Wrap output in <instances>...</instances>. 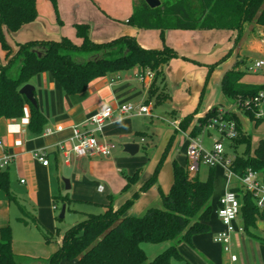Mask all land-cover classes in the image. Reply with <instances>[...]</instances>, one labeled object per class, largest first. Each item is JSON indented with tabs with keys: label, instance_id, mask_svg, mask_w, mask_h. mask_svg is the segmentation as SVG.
Returning <instances> with one entry per match:
<instances>
[{
	"label": "crops",
	"instance_id": "0c3cea01",
	"mask_svg": "<svg viewBox=\"0 0 264 264\" xmlns=\"http://www.w3.org/2000/svg\"><path fill=\"white\" fill-rule=\"evenodd\" d=\"M135 3L136 0H58L56 11L50 1L36 0L38 17L34 22L23 26L15 33L3 27L12 52L7 55L0 45V65H6L16 55L19 43L33 40L56 41L66 37L74 44L81 45L82 39L77 37L75 28L77 24H87L90 27V39L95 43H107L122 36H131L146 49H162L164 45H167L179 55L164 66V82L160 83V80L156 82L160 90L165 87L170 98L161 104H154L155 107L165 103L174 104L176 107L168 111V119H164L171 126V130L166 132L162 150L156 155V159H151L150 166L146 168V174L142 175L140 181L123 194L122 190L127 183L125 175H133L142 167L123 156L118 146L110 157H78L72 151L70 140L72 127L78 126L81 131L90 132L93 129V124L90 122L91 116L106 106H112L115 108L112 118L106 122L102 133L95 134L98 140L106 139L115 143L120 140L136 142L135 138L144 132L140 129L141 123L135 119L152 118V100L149 103L146 101L153 78L140 80L138 75L143 73V70L136 67L95 79L86 92L75 95L64 93L61 85L49 73L38 74L30 81L29 84L35 88L38 108L47 120L44 131L42 133L31 131L29 105L25 107V116L21 119H0V139L4 143L3 147H0V159L4 155H10L12 158L2 172L6 171L9 174L10 193L15 198V201H9L6 193L0 189V229L7 225L11 226L13 251L18 255L44 258L38 256L44 249L42 231L34 225L42 233L40 235L37 230L36 232L32 230L33 224L25 225L19 221V218L31 214L39 222H44L46 210L51 209L53 197L58 195L69 196L73 200L72 203L97 205L102 212L106 210L105 205L109 203V196H113L114 207L117 209L151 177L175 130H178V134L165 161L170 159L169 154L174 149L179 135L187 136L190 141L189 131L182 132L180 128H176L175 123L180 124L183 118L196 110L192 125L216 107L220 111L234 112L235 101L226 98L222 91V80L229 70L240 67L246 71L241 80L242 83L264 85V83L260 84L247 79V75L257 74L264 67L258 70L251 69L246 67L245 60L249 53L257 55L258 60H264L263 39L259 40L250 36L246 48L249 51L241 49L237 53L234 52L236 60L232 64L231 56L223 59L228 54L224 50L226 47L217 46V44H222L225 38L223 34H220L221 31L227 32L229 39L233 41L235 32L216 29L167 30L163 40L160 30L141 29L130 21ZM213 65L215 67L207 81L209 70ZM125 103L144 104L150 111L144 115H120L116 108ZM59 126L62 130L57 129ZM38 152L46 154L49 161L47 166L36 158L35 154ZM173 160L171 166L167 168L168 174L163 175L161 169L158 177V186L165 193L169 192L173 184ZM185 167L189 170L188 158ZM217 168L226 170L224 165H218L215 167V172ZM199 169L200 167L190 172L192 176L197 175ZM261 175L259 174L260 182H262ZM100 185L104 187L102 192L98 191ZM232 188L236 187L232 186L230 177L225 181L216 182L215 180L213 194L215 198L211 201L213 211L209 221L210 231L193 238L194 248L186 243L178 246V251L184 259L189 260L190 264H210L208 260L217 264L222 261L223 264H230L229 255L214 242V237L224 228L217 215L219 201L224 193ZM159 204L158 188L154 186L140 196L128 213L132 216L140 215L146 208ZM14 219L15 223L12 222ZM239 219L240 216L237 220L238 226H243L242 220L241 223L238 222ZM44 225L48 226V224ZM244 234V232H235L232 235L231 250L238 256V260L233 264H244L245 258L246 262L248 261L247 256L244 258L234 250L235 245L238 244L239 248L242 245L241 242L244 244ZM18 236L23 237L19 239ZM62 237V232L56 236L57 247ZM262 251L264 254V249ZM261 259L259 264H264V255Z\"/></svg>",
	"mask_w": 264,
	"mask_h": 264
},
{
	"label": "trees",
	"instance_id": "16d2710c",
	"mask_svg": "<svg viewBox=\"0 0 264 264\" xmlns=\"http://www.w3.org/2000/svg\"><path fill=\"white\" fill-rule=\"evenodd\" d=\"M57 11L58 0H48ZM161 5L151 8L145 0H136L134 13L130 19L141 29L160 30L162 39L167 30H228L236 33V47L243 39L247 25L255 23L264 27V0H160ZM38 17L36 0H0V45L10 55L3 27L15 33L23 26L34 22ZM77 37L82 39L81 45L74 44L63 37L60 40L28 41L17 44L16 55L6 65H0V119H21L25 116V107L30 106L29 127L34 133H42L47 123L46 117L38 107L32 105L20 92L21 88L41 73H49L61 85L68 95L82 94L87 91L95 79L109 74L128 71L139 67L154 73L152 84L148 90L146 103L154 100L155 105L170 98L165 87L156 86V82H164L163 68L178 53L164 45L162 49H146L134 37L122 36L107 43H95L90 39V27L87 24L75 25ZM230 52L223 58H227ZM186 59V58H185ZM215 65H213L207 77ZM245 70L234 68L229 70L222 80V91L226 98L234 101H245L254 98L264 85L242 83ZM35 94V92H34ZM243 110L258 126L263 118L257 116L259 106L252 105ZM187 115L179 124L182 132H188L191 138H198L205 127L219 118L218 107L210 110L192 125L196 114ZM225 120H234L239 135L232 139L231 146L236 149L240 143L245 144L242 154L236 155L231 169L238 175L248 170L264 175V138L260 139L250 152V135L242 131L240 122L234 112L226 111ZM178 134H174L167 145L160 161L151 177L122 206L115 209L114 197L109 196L106 210L101 213H87L85 218L76 222L64 233L61 243L48 258H32L18 255L13 251V233L10 225L0 229V264H59L62 260H77L79 264H171L172 259H184L178 251L181 243L194 248L193 238L210 231L209 221L212 214V197L215 189V167H210L205 181L198 175L192 176L190 171L176 159L172 162L173 184L165 193L158 186V177L164 161ZM143 170L138 169L133 175H125L126 185L122 194L136 185ZM157 186L160 204L150 206L140 215H129V210L140 196ZM0 189L15 201L10 193V178L6 171H0ZM240 200V217L244 232L249 227H256L264 221V209H260L247 190L241 193L239 188H232ZM57 202L70 208L73 200L67 195L53 197ZM219 201V207H220ZM25 225L33 224L43 233L46 243L56 238L46 230L35 216L31 214L19 218ZM56 232V236L59 234ZM171 245L148 262L147 254L142 247L144 243ZM264 243V240H262Z\"/></svg>",
	"mask_w": 264,
	"mask_h": 264
},
{
	"label": "rangeland",
	"instance_id": "374dc122",
	"mask_svg": "<svg viewBox=\"0 0 264 264\" xmlns=\"http://www.w3.org/2000/svg\"><path fill=\"white\" fill-rule=\"evenodd\" d=\"M220 34L224 35V41L222 44H217V46H223L226 47L224 50L226 52H230V55L228 57H232L233 61L232 64L235 63L236 60V54L234 55V52H238L241 49L243 51H249L247 50L248 46V41L249 37H254L259 40L263 39L264 40V28L252 23L251 25H247L245 28V34L243 39L240 41L239 45L236 47L233 39L230 40L228 33L225 31H221ZM222 36V35H221ZM257 55L253 53H249V56L245 58L247 61L246 67H250L251 69L255 68V63L258 60ZM234 66V65H233ZM245 67V66H243ZM248 80L255 81L256 83H264V68L259 71L257 74H251L247 75ZM214 81V79H213ZM213 81H211V84H213ZM154 100L151 101V106H152V118H140V119H135L137 122L141 123L140 129H143L144 133L142 135H139L137 138H135L136 142H127L125 140H120L119 142H116L117 146L119 147V152L130 160L132 162L138 164L140 167H142L143 173L142 175L146 174V171L148 167L151 164V159H156V155H158L159 151L162 150L164 140L166 138V132L168 130H171V126L166 122L164 119H168V111L170 112L175 106L174 104H163L156 106L154 105ZM176 108V107H175ZM259 110L261 111L263 121L256 126L255 122L251 120L249 115H247L244 111H241L238 107L234 109V112L240 122L242 131L250 135L251 139V148L250 152L253 153L254 149L258 143V141L262 138H264V102H262L259 105ZM141 138H143V141H141ZM198 139L201 141V144L205 150H210L214 143L217 140H222L224 149H225V157L227 159H233L237 154L240 155L244 152L245 150V144L240 143L236 149H234L231 146L232 140L228 139L227 137H222L219 132H217L214 129H211L208 132L202 133ZM189 139L187 136L181 137L180 135L177 137L176 142H175V147L170 152L169 154L170 159L164 161L162 171L161 173L163 175L168 174V166H171V161L173 159H176L180 164L183 166H186L187 164V146ZM138 144L140 146V150L137 154L135 155H130L129 153L124 151V145L126 144ZM170 162V163H169ZM122 169L124 166H121ZM147 168V169H146ZM126 171V170H125ZM128 172V170H127ZM210 172V167L201 164L199 172H198V177L200 180L205 181L208 178ZM229 178L228 171L225 169L217 168L215 172V180L218 182L219 180L225 181ZM260 179L264 183V175L262 174L260 176ZM65 182V181H64ZM231 183L232 186L239 188L241 193L244 192L246 189L242 186L241 182L236 176H233L231 178ZM64 187H66V183H64ZM57 195V192H55ZM215 198V195H213L212 200ZM211 200V201H212ZM56 209H53L54 204L52 203L51 209L46 210L45 213V218L44 222H41L46 229H49L48 231L51 232L52 235L56 238V232L59 230V232L64 233L68 228L73 226L76 222L81 221L85 218V215L87 213H101L102 209L94 204H89V203H82V202H74L71 204L70 208L66 210L65 216L63 219L59 218L61 209H62V203L57 202L56 204ZM15 208V207H13ZM241 217L239 219V223H241ZM12 222L15 223V219L12 220ZM48 224V226L44 225ZM21 226V225H19ZM22 227V226H21ZM20 227V228H21ZM32 230L36 232V230L40 233V231L33 225L31 226ZM244 237L245 241L244 244L241 242V246L238 248V244L234 246L235 252L241 254L244 258L247 256L248 261L245 262L244 264H259L261 262V256L263 254V249H264V243L262 240H264V221H259L257 223L256 227H249L248 232H244ZM38 234V233H37ZM17 236V234H16ZM19 239H22L21 237L23 236H18ZM43 241H44V246H43V251L41 252L42 254L38 255L40 257H49L55 250L57 249V244L55 240H53L50 243H46L45 239L42 235ZM57 241V240H56ZM236 244V242H234ZM171 245L170 242H165L162 244H150V243H144L142 244L143 249L145 250L147 254V259L148 262L152 261L157 255L165 251L169 246ZM262 254V255H261ZM223 256V255H222ZM224 259V256L223 258ZM210 262V264H217L216 262ZM59 264H79L77 260H62ZM171 264H190L189 260L187 259H173L171 260ZM223 264V261L220 263Z\"/></svg>",
	"mask_w": 264,
	"mask_h": 264
},
{
	"label": "built area",
	"instance_id": "2783aa9c",
	"mask_svg": "<svg viewBox=\"0 0 264 264\" xmlns=\"http://www.w3.org/2000/svg\"><path fill=\"white\" fill-rule=\"evenodd\" d=\"M264 67V60H258L255 63V70ZM154 73L146 71L140 73L138 78L142 81L146 79H152ZM264 102V90L260 91L254 98L241 101L236 100V107L240 109H249L252 105L259 106ZM116 110L120 115H144L148 114L150 109L147 105H135L133 103H125L119 105ZM115 108L112 106H106L102 110L94 113L90 122L93 124V129L90 132H84L79 129L78 126L72 127V136L70 138L72 142V151L78 157H110L117 144L114 141L102 140L99 141L95 134L102 133L103 128L108 120H110L114 114ZM226 111L221 110L219 118H215L205 127L203 133L216 130L220 133L221 138L227 137L232 140L238 137L239 132L237 124L234 120H225L223 115ZM261 111L257 113V116H261ZM177 129L179 124L175 123ZM58 130H62L59 126ZM50 132V131H49ZM4 143L0 139V147H3ZM36 158L42 162L44 166L49 164L45 153H36ZM187 158L189 160L190 172L196 171L201 164H205L209 167H216L218 165H224L228 171L229 177L236 176L241 182L242 186L253 194L256 204L260 209H264V183L259 180V173L248 170L243 175H238L231 169V163L233 159H227L225 157V149L222 140H217L210 150H205L198 138H190L187 146ZM12 158L10 155H4L0 159V171L4 170ZM104 187L100 185L98 191L102 192ZM220 207L218 208L217 215L223 224V230L218 232L214 237V242L222 247V250L229 255L230 264L235 263L238 260V256L232 253V235L235 232H244L243 226H238L237 220L240 216L241 203L236 193L231 189H228L220 199ZM54 209H56L54 207Z\"/></svg>",
	"mask_w": 264,
	"mask_h": 264
},
{
	"label": "water",
	"instance_id": "95a60500",
	"mask_svg": "<svg viewBox=\"0 0 264 264\" xmlns=\"http://www.w3.org/2000/svg\"><path fill=\"white\" fill-rule=\"evenodd\" d=\"M241 3H244L246 0H238ZM145 2L151 7V8H157L161 5L160 0H145ZM20 92L27 98V100L34 106L38 107V103L35 98V88L32 84H26L23 86L20 90ZM140 146L138 144H126L124 145V151L129 153L130 155H135L139 152ZM67 188H68V182H67ZM66 205H62V209L59 215L60 219H63L66 213Z\"/></svg>",
	"mask_w": 264,
	"mask_h": 264
}]
</instances>
